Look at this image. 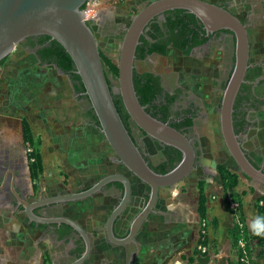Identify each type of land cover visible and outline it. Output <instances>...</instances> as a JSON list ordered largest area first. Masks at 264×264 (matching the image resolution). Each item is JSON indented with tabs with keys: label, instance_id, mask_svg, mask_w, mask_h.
<instances>
[{
	"label": "flooded vegetation",
	"instance_id": "1",
	"mask_svg": "<svg viewBox=\"0 0 264 264\" xmlns=\"http://www.w3.org/2000/svg\"><path fill=\"white\" fill-rule=\"evenodd\" d=\"M152 2L154 1L146 0L137 9L141 12ZM245 3H250V0L214 2L247 26L252 44L253 37L260 34L253 31L250 21L240 17L241 8ZM178 11L181 10L157 16L145 27L137 48L138 56L143 55L144 58L138 60L136 52L134 73L137 75L139 98L143 97L145 105L142 106L146 111L182 133L192 143L196 152V169L185 182L192 180L200 184L204 178L213 179L219 172L206 167L204 160H214L215 155L220 157L226 152L225 156L237 167L226 148L219 121L223 93L235 69L236 37L229 30L210 32L198 19L188 16L191 14L187 12L179 14ZM122 21L109 14L100 15L91 22L100 49L107 41L125 35V30L130 24L125 23V19ZM18 48L23 54L20 58L24 56L32 58L37 67L53 71L64 82L81 109L84 123L98 130L99 125L83 83L77 77L74 66H70L68 70L60 66L65 59L60 60L56 55L54 41L47 36L28 37ZM112 55L111 59L118 64V49ZM166 59H173L174 66L170 69L160 68ZM65 65L69 67L70 64L66 62ZM105 72L114 99H121L118 93V78L107 68ZM124 111V116L127 115L126 128L149 167L157 174H167L173 170L181 162L182 153L149 136L131 120L125 108ZM234 129L247 158L264 172V55L260 52L250 53L245 82L238 92L234 105ZM207 132L211 133L212 142L208 139ZM216 133L219 141L216 140ZM24 145L18 144L13 149L23 151ZM7 157L13 158L14 155L1 154L0 169H11ZM116 165L119 172L112 175L120 174L128 178L132 188L130 195L127 197L123 185L111 183L104 186L94 197L79 202H50L66 195L60 193L49 195L48 188L43 187L42 181L37 182L34 177L31 164L29 180L25 179L21 171H15L16 175L22 174V180L17 189L20 194L14 193L15 201L13 198V201L11 200L13 208L26 215L23 213L24 201L34 205L33 213L37 218L54 221L41 223L36 219L31 222L26 215L32 225L45 232L49 240L47 251L49 264H116L119 251L122 252L126 264H139L145 253V235L149 229L155 231L162 227L166 229L181 227L184 212L181 209L171 212L167 208L170 193L174 190L162 189L154 206V213L150 215L137 236L124 246L113 244L107 234L109 217L125 204L114 222L113 232L117 239H128L132 234L135 220L147 207L151 193L149 186L133 177L123 166ZM12 175V170L7 173L8 177L12 178ZM240 175L245 178L241 173ZM247 181L264 189L251 180ZM96 183L98 181L81 188L78 192L86 191ZM98 196L103 198L106 211L109 210V214L105 213L106 216L103 218L95 209L84 208ZM161 213H165L166 216H162ZM63 219L75 221L88 237L85 238L71 225L57 221ZM161 223L164 226H161Z\"/></svg>",
	"mask_w": 264,
	"mask_h": 264
},
{
	"label": "water",
	"instance_id": "2",
	"mask_svg": "<svg viewBox=\"0 0 264 264\" xmlns=\"http://www.w3.org/2000/svg\"><path fill=\"white\" fill-rule=\"evenodd\" d=\"M94 0H0V65L6 61L28 37L47 36L59 43L74 63L99 122L98 130L114 153L113 162L123 166L133 177L151 189L150 201L133 224L131 236L126 240L114 236L113 225L125 204L117 208L107 221V234L117 246L126 245L137 236L144 224L154 213L160 190H176L185 185L196 169L195 149L182 133L152 117L143 107L134 86L136 52L145 27L157 16L181 10L198 19L208 31L229 30L236 37V64L231 79L224 90L219 110L220 130L226 148L237 165L239 173L254 184L264 187V172L247 158L241 148L234 129V105L238 92L245 82L249 68L251 43L247 26L228 10L205 0H156L145 7L125 30L118 55V93L131 120L152 138L173 147L182 153L181 162L167 174L154 172L134 143L114 102L108 84L100 45L86 11ZM111 183L124 186L127 197L131 184L120 174L110 175L92 188L59 197L52 201L79 202L94 197ZM20 198L18 195H16ZM22 201V200H21ZM29 220L41 223L54 222L37 218L34 205L22 201ZM166 216L165 213H161ZM71 225L85 238V231L73 220H57ZM88 256V255H86Z\"/></svg>",
	"mask_w": 264,
	"mask_h": 264
},
{
	"label": "crops",
	"instance_id": "3",
	"mask_svg": "<svg viewBox=\"0 0 264 264\" xmlns=\"http://www.w3.org/2000/svg\"><path fill=\"white\" fill-rule=\"evenodd\" d=\"M205 1L214 3L219 0ZM240 13L241 16H239L250 21L256 32H259L260 35L264 34V0H250V3L244 4ZM257 42L261 44L260 37L257 38ZM19 64H21L20 60L11 57L0 66V85L3 86V92L0 95V109L9 106L7 90L10 92V89H16L17 81L25 83L29 78L22 74ZM86 126L93 129L88 124ZM94 132L98 136V146L95 147L98 153L96 154L99 155L101 161L97 168H92L90 171L96 182H99L105 177L119 172V168L113 162L114 153L105 142L103 135L97 129ZM23 143L25 150L16 151L13 149ZM32 153L33 149L24 141L23 120L1 110L0 155L13 154L14 157H7L11 169H0V264H43V258L44 264L50 262L47 255L49 240L45 236V232L32 225L26 215L14 209L12 204L13 199L15 201L14 193L20 194L17 189L22 180L21 175L24 174L25 179L29 180V165L33 161L31 160ZM6 170L7 173L12 170V178L7 176ZM15 171H21L22 174L16 175ZM245 180L243 176L239 175L237 192L242 205L241 217L245 222L246 233L249 237L252 263L264 264V244L262 245L259 240L253 237L255 227L258 224L264 226V221L253 224L257 217H264L259 212V208L264 206V201H260L264 197V193L250 183L247 184L249 188L245 189L242 186L243 183L245 185ZM214 185L215 183L209 179L204 187L208 199L207 214L210 221L208 235L205 238L200 235L201 217L198 212V200L191 201L189 205L176 203L177 194L173 191L170 193L171 198L167 208L171 212L181 209L184 212V221L181 223V227L175 229L164 227L155 231L149 229L145 235V253L139 264H239L237 262L239 250L235 245V238L238 235L236 219L226 203L224 187L219 183L215 187ZM84 208L95 209L100 213V216L102 215V218L109 214V210L107 212L103 205L101 196L91 200ZM162 225L164 226L161 223ZM200 238L207 244L209 250L207 255L195 251ZM117 254L116 264H126L122 252L119 251Z\"/></svg>",
	"mask_w": 264,
	"mask_h": 264
},
{
	"label": "rangeland",
	"instance_id": "4",
	"mask_svg": "<svg viewBox=\"0 0 264 264\" xmlns=\"http://www.w3.org/2000/svg\"><path fill=\"white\" fill-rule=\"evenodd\" d=\"M144 1L146 0H94L96 4L98 3V17L109 14L119 16L117 19L120 21L125 19L127 24H130L131 19L139 12L137 8ZM251 28L253 31L256 30L253 25ZM255 33L260 34L259 32ZM259 37L261 44L257 42ZM123 38L124 35L107 41L101 48L102 54L111 58L117 49L119 53ZM263 39L264 34L253 37L252 54L260 52L264 55ZM21 55L23 54L18 48L11 57L20 60L19 68H22V74L29 78L25 83L17 81L16 89H10V92L7 90L9 106L0 109V111L5 110L7 114H12L17 119L28 122L33 129L37 145L31 148L33 151H39L44 164V172L36 180L37 182L42 181L43 187L48 188V194L70 195L77 193L81 188L96 182L90 169L97 168L101 161L95 149L98 146V136L95 134L94 128L87 127V124L84 125L81 109L77 101L70 95L64 82L53 71L37 67L32 58L26 56L20 58ZM174 64L173 59H166L160 68L170 69ZM2 87L0 85V95L3 92ZM207 135L212 142L211 133L207 132ZM215 136L219 141L217 133ZM225 154L226 152L220 157L215 155L214 160H204L203 162L206 167L212 165L210 167H213L214 172L224 166L231 173L240 175L236 166ZM209 179L217 185L220 180L219 172L215 178H204L200 184L192 180L185 182L183 187L174 190L177 194L176 203L189 205L191 201L198 200L200 186L203 184L204 188ZM245 181V185L243 183L242 186L248 189L249 182ZM237 188L238 186L234 192L238 195ZM258 189L264 193V189ZM235 197L240 200L239 195Z\"/></svg>",
	"mask_w": 264,
	"mask_h": 264
},
{
	"label": "trees",
	"instance_id": "5",
	"mask_svg": "<svg viewBox=\"0 0 264 264\" xmlns=\"http://www.w3.org/2000/svg\"><path fill=\"white\" fill-rule=\"evenodd\" d=\"M183 12H185V11H178L179 14H182ZM188 16L192 19H196L195 16H193V15H188ZM54 44H55L54 50H55V53L58 56V58L60 60L65 59V61L63 60L60 63V66H62L66 70H68L70 68V66H74L73 61L71 60V58L67 54V52L64 50V48L59 43H57L56 41H54ZM138 52H139V50H137V59L143 60L144 56L143 55L138 56ZM101 54H102V52H101ZM102 59H103L105 71H106V68L109 69V71L116 78H118L119 71H118L117 64L114 63V61L111 58H107L103 54H102ZM66 62H68L70 64L69 67L65 65ZM77 77L80 79L79 76H77ZM134 85H135V89H136V92H137L138 98H139L140 94L138 93V88H137L138 80H137V75L135 73H134ZM83 90H84V88H83ZM142 98L143 97L139 98V101H140L141 105L144 106L145 102L143 101ZM114 102H115L116 107L118 109V112L120 113V116H121V118H122V120L126 126V119L125 118H127V115L125 114L126 116H124L125 111H124V107L122 105V100L120 98H115ZM96 120H97V118H96ZM97 124L99 125L98 120H97ZM23 133H24V141L26 144H28L32 148L37 145L33 129L31 128L30 124L28 122H25V121H23ZM31 160H33L31 163V170L33 172L34 177L37 179L44 172V164H43V160H42V157H41V154L39 153V151H33V153L31 154ZM236 169H237V167H236ZM245 178H246V180H249L247 177H245ZM219 179H220L219 183H220V185H222L224 187L225 192L230 191L235 196H238L237 193L234 192L235 188L239 185V175L237 173H231L224 166H221V167H219ZM260 201H264V197H262V199ZM207 202H208V199H207L205 189L203 188V184H202V186H200L199 199H198V212L200 214L201 219H206L208 217ZM259 212L261 215H264V206L259 208ZM255 233H260V235H257ZM253 237H254V239L259 240L262 245L264 244V226L263 225L258 224L255 227ZM235 240H237V239L235 238ZM199 243H202V244L207 246L206 242H204L202 238H200Z\"/></svg>",
	"mask_w": 264,
	"mask_h": 264
},
{
	"label": "built area",
	"instance_id": "6",
	"mask_svg": "<svg viewBox=\"0 0 264 264\" xmlns=\"http://www.w3.org/2000/svg\"><path fill=\"white\" fill-rule=\"evenodd\" d=\"M98 4V3H97ZM96 2L93 3V6L86 11L87 19L92 20L96 19L99 15V9ZM225 198L227 200L230 210L233 212L236 219L238 235L235 240V245L239 250L237 257V262L239 264H252V259L250 256L249 250V237L246 233V225L241 217V202L235 197L230 191L225 192ZM210 221L208 218L201 219L200 221V235L202 238H205L208 235ZM195 251L200 254H208V247L202 243H198L195 247Z\"/></svg>",
	"mask_w": 264,
	"mask_h": 264
},
{
	"label": "clouds",
	"instance_id": "7",
	"mask_svg": "<svg viewBox=\"0 0 264 264\" xmlns=\"http://www.w3.org/2000/svg\"><path fill=\"white\" fill-rule=\"evenodd\" d=\"M258 221H264V217H257L256 221H254L253 224L255 225V223ZM255 234L260 235V233H255Z\"/></svg>",
	"mask_w": 264,
	"mask_h": 264
}]
</instances>
